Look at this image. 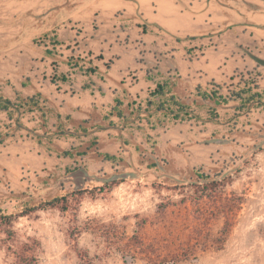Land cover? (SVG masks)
<instances>
[{
  "label": "rangeland",
  "instance_id": "374dc122",
  "mask_svg": "<svg viewBox=\"0 0 264 264\" xmlns=\"http://www.w3.org/2000/svg\"><path fill=\"white\" fill-rule=\"evenodd\" d=\"M17 1L0 0V49L13 45L21 33L29 32L33 25L40 23L31 14L25 16L15 11ZM237 1L248 4L251 10L264 9V0ZM44 16L46 13L40 20L46 21ZM233 78V82L220 90L210 84V92L216 93L212 99H204L197 90L192 94L179 93L188 117L170 124L168 130L182 142L164 147L163 151L157 150L151 141L144 147L137 145V150L126 138L128 143L121 145V150L118 146L108 148V152L117 156L115 167L105 162L100 169H93L86 158L73 163L69 158H55L54 152L46 157L42 151L44 161L40 159L32 169L20 167L9 159L1 162L7 166L0 167V210L5 214L21 210L24 204H37L55 196H69L74 190L100 187L111 176L125 174L126 177L118 179L122 182L110 193L83 199L75 213L73 210L39 211L31 217L19 218L14 223L12 240L0 227V264H15L8 246L18 245L27 238L40 243L37 264H148L144 256L148 257L149 253L145 250L134 258L124 254L128 239L137 235L141 245H152L153 255L156 249L159 252L167 246H178L187 239V232L170 237L173 227L182 226L174 208H169L166 217L158 216V204L166 199L178 201L180 186H189L200 175L212 176L220 171L233 177L226 192L243 199L237 222L222 249L208 247L204 252L197 251L195 258L175 264H264V107H252V101L241 107L234 95L252 88V92L264 99V83L254 70L237 72ZM241 96L245 98L247 93ZM106 123L94 114L88 124L76 122L77 136L61 139L60 146L64 149L81 146L80 150L89 147L87 157L97 158L99 142L91 144L96 135L86 128ZM107 134L118 140L124 138L112 131L100 135ZM48 140V137L44 139ZM171 211H174L172 215ZM221 226V220L212 221L211 235ZM78 230L82 232L73 242L72 236ZM76 247L87 252L83 261L77 257Z\"/></svg>",
  "mask_w": 264,
  "mask_h": 264
},
{
  "label": "crops",
  "instance_id": "0c3cea01",
  "mask_svg": "<svg viewBox=\"0 0 264 264\" xmlns=\"http://www.w3.org/2000/svg\"><path fill=\"white\" fill-rule=\"evenodd\" d=\"M247 6L237 0H18L15 11L40 23L0 49V94L11 100L40 94L47 109L72 123L100 116L105 129L88 127L99 142L97 153L117 158L108 148L121 150L128 142L144 147L150 141L163 151L182 142L168 130L177 121L155 111L166 99L179 100V93L194 90L209 93L210 84L220 90L237 72L254 70L264 83V66L252 58L264 61V9ZM45 13L47 20H40ZM157 85L166 86L165 96L150 95ZM117 98L125 120L109 115ZM147 106L153 128L143 116L138 119V108ZM29 115L34 113L23 124L39 132L36 117ZM110 121L116 128L106 127ZM5 124L7 115L0 112V128ZM110 131L124 138L100 135ZM69 137H58L55 144L70 150L60 146ZM41 151L46 157L53 152L19 130L0 144V167L9 159L32 169L43 159ZM87 155L82 159L93 169L117 164Z\"/></svg>",
  "mask_w": 264,
  "mask_h": 264
},
{
  "label": "trees",
  "instance_id": "16d2710c",
  "mask_svg": "<svg viewBox=\"0 0 264 264\" xmlns=\"http://www.w3.org/2000/svg\"><path fill=\"white\" fill-rule=\"evenodd\" d=\"M252 58L257 63L264 66V61L255 56H252ZM106 66L109 67V64H106ZM86 71L93 72L94 70L88 69ZM59 80L65 81V77L61 76ZM254 88L257 89L258 87L255 85ZM165 89V85H157L150 95H159L163 97L166 94ZM241 93H247V96L242 98ZM241 93L238 92L234 94L239 99L241 107L250 101L253 102V104H251L252 107L255 105H262L264 107V99H262L261 94L252 92V88L242 90ZM214 95H216L215 91L202 93L204 99H212ZM46 102L47 100L42 98L40 94L28 98L16 97L15 100L5 98L0 94V112L6 113L8 119V124L0 128V144H3L9 137L13 136L15 132L23 129L31 133L37 144L49 152L53 151L59 156L71 159H82L85 157L90 151L89 147L80 150L81 146H77L76 148H70V150H63L56 144H53V140L58 137L77 136L74 130L76 127L75 123H72L70 118L62 120L58 113L47 109L45 105ZM215 103L218 104L219 102ZM122 105L123 103L120 99H115L114 107L109 115L125 120V116H123L124 114L121 109ZM147 105H149V102ZM130 106V103L126 105L128 109ZM138 109V119L141 120L143 116L147 125L153 128L154 126L150 124L148 119V106L142 112L140 108ZM155 111L169 116L170 119L174 121H183L188 117L186 106L172 96L166 99L165 102L159 104L155 108ZM30 113H34V116L36 114L35 117L38 119L37 129L39 132H37L35 128L30 130L23 124L22 119ZM89 120L90 118L81 123L88 124ZM50 121L52 122L49 123ZM49 124H52V128L49 127ZM68 125H71V128H67ZM78 127L79 126H77V128ZM106 127L116 128V125L110 121ZM93 128L105 129V127L100 124ZM86 129H84V133H87ZM46 137L49 139L48 142L44 141ZM96 141L97 139L94 137V142L91 144L95 145ZM46 143L50 146H45ZM135 146V149L138 150L139 147L137 145ZM97 157H101V159L106 161L118 163V159L109 154L97 153ZM199 179L189 186H180L182 189L179 193L181 198L178 201L173 202L166 199L164 203L158 204L156 210V214L164 218L169 208H174L182 228H179V226L173 227V230H171L168 235L171 237L173 234L186 231L187 239L181 241L178 246H167L165 249L159 250V252H157L158 249H156V254L153 255L154 252L151 250L152 245H141L139 241H137V235H134L128 239L129 244L125 246L127 250L124 254L134 258L136 254H144L145 250L146 253L148 252L149 254L147 253L148 257L145 255V259H143L148 264H175L176 262L188 260L192 257L195 258L197 251L204 252L208 247L215 250L222 249L227 236L237 222L238 212L241 209L243 199L235 193L226 192V187L233 183V177L229 173L220 171L212 176L200 175ZM121 182V180L109 178L100 187L74 190L69 196H55L51 199L42 200L37 204H24L22 209L15 213L5 214L0 210V227L3 228L7 238L12 240L15 235L13 229L14 223L19 218L31 217L39 211H47L50 209H56L60 213L73 210L75 213L78 209V205L83 199L87 197L95 198L98 195L110 193L112 189ZM186 188H189V191L184 192ZM173 213L174 211L170 212L171 215ZM214 220H221L222 226L215 235H211L210 223ZM81 232L82 230H78L73 234V242H75L76 237H78ZM8 250L11 251L15 264H37V254L40 250V243L34 238H27L26 241L20 242L18 245L8 246ZM75 253L81 261L87 257V252L77 247L75 248Z\"/></svg>",
  "mask_w": 264,
  "mask_h": 264
},
{
  "label": "water",
  "instance_id": "95a60500",
  "mask_svg": "<svg viewBox=\"0 0 264 264\" xmlns=\"http://www.w3.org/2000/svg\"><path fill=\"white\" fill-rule=\"evenodd\" d=\"M125 177H126V175L125 174H122L120 176H112L111 179H123Z\"/></svg>",
  "mask_w": 264,
  "mask_h": 264
}]
</instances>
